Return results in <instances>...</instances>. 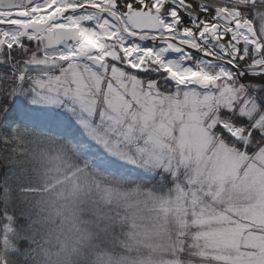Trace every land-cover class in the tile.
Here are the masks:
<instances>
[{"label": "snow or ice", "instance_id": "6c2138e0", "mask_svg": "<svg viewBox=\"0 0 264 264\" xmlns=\"http://www.w3.org/2000/svg\"><path fill=\"white\" fill-rule=\"evenodd\" d=\"M10 83L3 120L28 111L26 95L78 110L172 179L206 248L240 250L237 210L204 202L264 161V0H0V92ZM243 246L258 255L214 258L264 264V239Z\"/></svg>", "mask_w": 264, "mask_h": 264}, {"label": "rangeland", "instance_id": "374dc122", "mask_svg": "<svg viewBox=\"0 0 264 264\" xmlns=\"http://www.w3.org/2000/svg\"><path fill=\"white\" fill-rule=\"evenodd\" d=\"M33 100L37 101L34 105ZM29 105L32 113H49L63 123L76 127L81 132L76 142L80 143L78 148L82 155L115 158L120 162L118 164L129 168L133 174L152 176L158 172L145 164L146 157L138 150L140 146L129 143L107 126L81 115L78 110L65 112L63 107L57 110L48 106L40 95H32ZM227 163L231 166L233 160L229 158ZM236 163L243 165L244 160ZM246 171L251 177L246 184L236 189L229 187L216 204L210 200L204 202L209 210H215L217 214L226 207L237 210L233 219L244 230L239 251L231 247L208 249L203 240H197V233L206 229L191 225V205L183 206L176 201L175 187L167 189L164 194L151 190L104 188L100 190L98 198L112 206L89 205L81 208V196L73 200L71 195L79 192L81 187L74 185L63 188L54 201L58 206L62 203L67 205L79 223V231H75L69 242L65 258L69 264H220L214 255L234 258L257 256L258 249L244 247L243 241L264 239V161L249 162ZM180 178L179 183H182L183 175ZM118 210L123 214L119 216L120 223L122 221L125 226L118 227L115 235L114 228L105 225ZM196 210L199 211V208ZM186 212L189 215L186 216ZM225 227L228 225L216 222L210 224L207 230L219 231ZM185 248L194 259L183 260L179 257Z\"/></svg>", "mask_w": 264, "mask_h": 264}, {"label": "trees", "instance_id": "16d2710c", "mask_svg": "<svg viewBox=\"0 0 264 264\" xmlns=\"http://www.w3.org/2000/svg\"><path fill=\"white\" fill-rule=\"evenodd\" d=\"M9 88L11 91H8ZM18 88V83L5 86L0 92V108L12 104ZM31 97L25 96L28 103ZM2 116L0 112V189H3L0 192V213H3L0 215L1 264H34L36 244L24 234L23 226L27 221L23 212L39 196L55 201L63 188L85 185L87 194L81 196V208H85L89 205L112 206L98 198L104 188L151 190L164 194L167 189L175 187L171 178H162V172L152 176L133 174L129 168L118 164L120 162L115 158L82 155L78 148L80 143L76 142L81 132L71 123H63L49 113H32L29 108L15 119L10 115L5 121ZM41 150L52 158L44 168H39L33 161V156L42 154ZM5 216L11 219L6 221ZM112 216L108 223L105 222V227L111 225L116 235L115 230L125 226L119 220V216H123L122 211H115ZM90 220L92 223L93 220ZM179 257L194 259L188 248L181 251Z\"/></svg>", "mask_w": 264, "mask_h": 264}, {"label": "clouds", "instance_id": "9594fccd", "mask_svg": "<svg viewBox=\"0 0 264 264\" xmlns=\"http://www.w3.org/2000/svg\"><path fill=\"white\" fill-rule=\"evenodd\" d=\"M41 152L33 156V161L39 168H44L52 158L43 150ZM86 194L85 185L79 192L71 193L73 200ZM23 217L27 221L23 226L24 234L36 244L34 264H69L65 257L69 242L75 231H79V223L67 205L58 206L48 197L39 196L26 207Z\"/></svg>", "mask_w": 264, "mask_h": 264}]
</instances>
